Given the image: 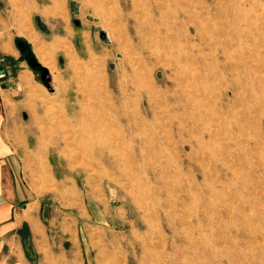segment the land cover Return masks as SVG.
Here are the masks:
<instances>
[{"label": "rangeland", "instance_id": "1", "mask_svg": "<svg viewBox=\"0 0 264 264\" xmlns=\"http://www.w3.org/2000/svg\"><path fill=\"white\" fill-rule=\"evenodd\" d=\"M41 1L50 6L47 9L58 23H46L42 7L32 9L29 2L24 5L19 0L13 8V19L19 23L11 24L20 34L17 39H23L19 42L50 73L49 80L43 81L41 69L32 67L23 54L37 80L51 93L46 108L39 110L44 122L30 130L35 135L31 143L36 154L30 167L37 166V187L42 192L46 188V202L51 206L48 220L57 246L67 253L63 259L68 264H109L106 249L117 254L118 260L123 254V264H146L141 246L149 243L153 264H166L163 250L180 264H264L260 254L264 249V0H190L193 3L183 7L170 0ZM195 4L210 8V19L197 26L182 14L188 8L208 13L205 8H195ZM172 10L183 19L177 25L179 36L184 38L190 26V43L202 49L208 63L218 61L221 71L226 61L239 63L235 74L225 71L226 81L213 79V94L205 98L212 100L209 107L219 99L225 109L230 105L232 111L218 118L219 124L209 121L211 129L217 127L222 134L216 139L217 148L204 151L197 147L196 139L191 146L180 137L166 136L163 146L154 149L164 155L157 157L152 151L146 158L147 163L156 158L154 169L162 180L154 181L150 171H143L137 196L133 197L115 168L106 162L97 165L87 150L77 147L74 118L83 104L94 106L97 96L105 89L114 90L128 72L105 23L125 27L133 23L134 19L128 17L131 12L137 14L139 23H151L148 13L154 16L152 23L168 13L170 19L164 21L168 23L178 19ZM195 27L204 33L202 38ZM126 34H117L118 39L123 41ZM53 44H58V49ZM155 66L159 89H170L171 71L168 69L164 76L162 62ZM233 76H238V84L230 83ZM186 83L192 89V82ZM227 128L233 131V139L227 136ZM82 157L92 162L87 166ZM201 168L207 171V178L202 176ZM162 185H168V196L159 193ZM209 199L218 203L211 217L204 209ZM162 201L178 203L179 210L167 206L172 209L169 222L175 232L165 229L166 220L159 206ZM238 228L242 232L238 233ZM219 246L227 248L220 256V250H216Z\"/></svg>", "mask_w": 264, "mask_h": 264}, {"label": "bare ground", "instance_id": "2", "mask_svg": "<svg viewBox=\"0 0 264 264\" xmlns=\"http://www.w3.org/2000/svg\"><path fill=\"white\" fill-rule=\"evenodd\" d=\"M170 1H174L177 6L181 7L193 3L190 0ZM156 7L158 8L159 5L157 4ZM194 7L205 8L208 13L195 12L193 9L188 8L187 11L182 13L184 19L187 18L195 26L210 19V8L207 5L195 4ZM172 11L175 19H178L171 20L168 23H164L165 20L170 19L168 13L160 15V20L157 23H152L154 16L148 13V17L150 15L149 22L151 23H139L138 16L134 12L128 15V17L134 19L133 23H126L125 27L115 28L112 23H105L107 33L112 37L116 49L123 54L128 72L123 80L115 86L114 90L108 91L105 89L104 94H96L98 96L94 106L98 104L100 108H94L93 105L84 106L85 104H83L81 110L77 111L79 113L76 112L78 115L75 116L77 117L74 118L77 124L75 137L77 147L83 151L87 150L89 155L92 156L93 162L97 165H103L106 162L115 168L120 174L119 180L125 181L121 183L133 197L137 196L136 191H138L137 189L142 182L141 174L143 171H150L153 174L154 181L160 182L162 180L161 175L154 169L156 158L148 163L146 158L149 153L155 152L154 149L163 146L166 136L167 138L180 137L183 142H187L191 146H193V140L196 139L197 147L204 151L217 148L216 139L221 138L222 134H220L217 127L214 130L211 129V124L214 123L210 120L223 119V115L232 111L230 105L225 109L223 101L219 99H215L213 106L209 107L212 100L211 98H205L208 93L213 94L211 89L213 79L226 81L227 74L225 71L227 70L229 74H235L239 69V63H227L226 61L222 65L223 71L219 70L218 61H215L214 64L212 62L208 63L207 57L201 51L202 49H197L194 43H190L193 39L190 26L186 29L184 38L179 36L177 25L183 19L181 20L178 11ZM195 31L201 38L203 37L204 33L199 27H195ZM123 32L127 33V37L121 41L118 39L117 34ZM53 47L58 49L59 45L53 44ZM160 62H162L165 69V71L163 69L164 76H167L168 69L171 71L173 85L170 89L162 90L158 87L155 78V72L158 68L155 65ZM194 64L197 67H193ZM214 65L215 70H213ZM186 80L192 82V89L187 88ZM201 81H207V84H203ZM164 82L166 83V80ZM238 82V76H233V81L230 83L238 84ZM100 89L103 90L104 88ZM195 96L201 97V99L197 100ZM215 123L219 124V120ZM194 131L198 134L194 135ZM227 131V136L233 139V131L229 128H227ZM188 135L190 138H187ZM172 142L171 144H173ZM225 147L228 148V145H225ZM157 151V153L155 152L157 157L164 155L160 149H157ZM82 158V163L87 166L92 162L91 158L87 162L84 157ZM169 160L172 161V157ZM127 166L131 169H127ZM201 170L202 176L207 178L208 173L205 168H201ZM167 187H163L159 190V193L168 196ZM179 188H181V185ZM209 188L215 194V190L211 186ZM169 193L171 192L169 191ZM205 204V214H207V217H211L214 210L217 211L218 203L209 199ZM159 206L161 217L166 220L165 229L175 232L169 222L171 219L170 210L172 209H168L167 206L179 210L177 201L170 203L162 201V203L159 202ZM219 216L221 215L219 214ZM242 218L245 220L244 217ZM240 231L242 232L241 228H238L237 232ZM163 236H165L164 233ZM234 243L236 244L235 241ZM148 244L143 243L141 247L146 253V264H153L150 257L152 252ZM162 246H166V236ZM103 250L105 251L104 254L109 257V264H123L125 258L123 254L120 253L121 258L118 260L119 256L117 254L115 256L111 251ZM216 250H220V256L227 251V248L226 246H219ZM165 251H162V253L164 252L162 258L166 261V264H180L178 259L165 255L167 254ZM241 253H244V251L241 250ZM260 254L264 256V249H261ZM257 263L262 264L260 261Z\"/></svg>", "mask_w": 264, "mask_h": 264}, {"label": "crops", "instance_id": "3", "mask_svg": "<svg viewBox=\"0 0 264 264\" xmlns=\"http://www.w3.org/2000/svg\"><path fill=\"white\" fill-rule=\"evenodd\" d=\"M20 1L32 9L42 7L46 23H58L41 0ZM18 5L19 0H0V65L7 70L0 80V264H68L50 227L46 188L37 187V166L30 167L36 157L30 130L44 122L39 110L46 108L51 93L16 42L20 34L11 23H19L13 19Z\"/></svg>", "mask_w": 264, "mask_h": 264}, {"label": "water", "instance_id": "4", "mask_svg": "<svg viewBox=\"0 0 264 264\" xmlns=\"http://www.w3.org/2000/svg\"><path fill=\"white\" fill-rule=\"evenodd\" d=\"M102 35H105V33H103ZM18 45H19L21 51L24 52L25 49L22 47V43L19 42ZM25 58L29 61L30 65L32 67H34V68H40L41 69V71H42L41 78H42L43 81L49 80L50 73L47 70V68L41 67V65L39 64V62L36 59H34V57L31 54H29V53L28 54H25Z\"/></svg>", "mask_w": 264, "mask_h": 264}, {"label": "built area", "instance_id": "5", "mask_svg": "<svg viewBox=\"0 0 264 264\" xmlns=\"http://www.w3.org/2000/svg\"><path fill=\"white\" fill-rule=\"evenodd\" d=\"M7 75V70L5 67H3L2 65H0V80L3 79L4 77H6Z\"/></svg>", "mask_w": 264, "mask_h": 264}, {"label": "flooded vegetation", "instance_id": "6", "mask_svg": "<svg viewBox=\"0 0 264 264\" xmlns=\"http://www.w3.org/2000/svg\"><path fill=\"white\" fill-rule=\"evenodd\" d=\"M24 44H22V47L25 49V51L23 52V54H28V48L26 46H23Z\"/></svg>", "mask_w": 264, "mask_h": 264}, {"label": "trees", "instance_id": "7", "mask_svg": "<svg viewBox=\"0 0 264 264\" xmlns=\"http://www.w3.org/2000/svg\"><path fill=\"white\" fill-rule=\"evenodd\" d=\"M17 40H18V42H19V41H23V39H21V38H18Z\"/></svg>", "mask_w": 264, "mask_h": 264}]
</instances>
